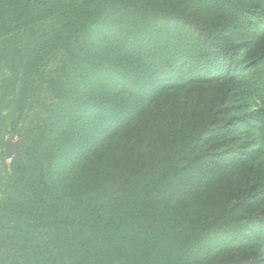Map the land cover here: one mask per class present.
<instances>
[{"label":"trees","instance_id":"16d2710c","mask_svg":"<svg viewBox=\"0 0 264 264\" xmlns=\"http://www.w3.org/2000/svg\"><path fill=\"white\" fill-rule=\"evenodd\" d=\"M0 264H264V0H0Z\"/></svg>","mask_w":264,"mask_h":264},{"label":"rangeland","instance_id":"374dc122","mask_svg":"<svg viewBox=\"0 0 264 264\" xmlns=\"http://www.w3.org/2000/svg\"><path fill=\"white\" fill-rule=\"evenodd\" d=\"M6 156H7V161L11 162L12 158L14 155H16L19 151V139L16 138H8L6 139Z\"/></svg>","mask_w":264,"mask_h":264}]
</instances>
